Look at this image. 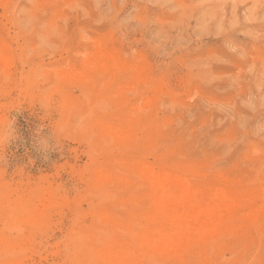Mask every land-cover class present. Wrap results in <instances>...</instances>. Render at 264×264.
<instances>
[{
  "label": "rangeland",
  "instance_id": "rangeland-1",
  "mask_svg": "<svg viewBox=\"0 0 264 264\" xmlns=\"http://www.w3.org/2000/svg\"><path fill=\"white\" fill-rule=\"evenodd\" d=\"M0 264H264V0H0Z\"/></svg>",
  "mask_w": 264,
  "mask_h": 264
},
{
  "label": "bare ground",
  "instance_id": "bare-ground-1",
  "mask_svg": "<svg viewBox=\"0 0 264 264\" xmlns=\"http://www.w3.org/2000/svg\"><path fill=\"white\" fill-rule=\"evenodd\" d=\"M162 184L164 185V183H162ZM163 185H162V186H163ZM165 185H166V184H165ZM167 195H168V194H167ZM193 199H194V198H193ZM165 200H166V199H165ZM159 211H160V210H159ZM184 217H185V216H184ZM113 255H114V254H113Z\"/></svg>",
  "mask_w": 264,
  "mask_h": 264
}]
</instances>
